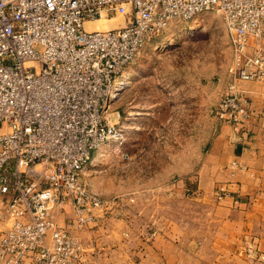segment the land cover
<instances>
[{
	"label": "built area",
	"instance_id": "built-area-1",
	"mask_svg": "<svg viewBox=\"0 0 264 264\" xmlns=\"http://www.w3.org/2000/svg\"><path fill=\"white\" fill-rule=\"evenodd\" d=\"M213 10L232 51L216 115L244 124L242 83L264 82V0H0V264L83 263L80 234L118 202L90 190L83 169L123 138L111 109L126 68L173 21Z\"/></svg>",
	"mask_w": 264,
	"mask_h": 264
},
{
	"label": "rangeland",
	"instance_id": "rangeland-1",
	"mask_svg": "<svg viewBox=\"0 0 264 264\" xmlns=\"http://www.w3.org/2000/svg\"><path fill=\"white\" fill-rule=\"evenodd\" d=\"M107 21L118 25L125 17ZM231 61L226 26L216 10L173 21L147 44L126 68L124 79L128 74L132 82L112 105L123 138L94 152L83 169L88 188L127 204L153 194L162 207L165 193L195 173L218 131L216 107ZM155 226L153 236L161 232Z\"/></svg>",
	"mask_w": 264,
	"mask_h": 264
},
{
	"label": "crops",
	"instance_id": "crops-1",
	"mask_svg": "<svg viewBox=\"0 0 264 264\" xmlns=\"http://www.w3.org/2000/svg\"><path fill=\"white\" fill-rule=\"evenodd\" d=\"M242 90L250 117L220 121L195 173L165 193L162 207L146 194L96 212L98 223L80 234L82 264H264V82ZM73 215L69 201L58 221Z\"/></svg>",
	"mask_w": 264,
	"mask_h": 264
},
{
	"label": "bare ground",
	"instance_id": "bare-ground-1",
	"mask_svg": "<svg viewBox=\"0 0 264 264\" xmlns=\"http://www.w3.org/2000/svg\"><path fill=\"white\" fill-rule=\"evenodd\" d=\"M107 20H109V19H100V20H97V21H95L93 23H96L95 27H97L98 29H105V28H109V26H107L108 25ZM99 23H100L101 26L99 25ZM128 76L129 75L127 74L125 79L119 84L121 90L125 89L129 84H131L132 81L130 80V77H128ZM103 147H104V145H102L99 148V152L102 151Z\"/></svg>",
	"mask_w": 264,
	"mask_h": 264
},
{
	"label": "trees",
	"instance_id": "trees-1",
	"mask_svg": "<svg viewBox=\"0 0 264 264\" xmlns=\"http://www.w3.org/2000/svg\"><path fill=\"white\" fill-rule=\"evenodd\" d=\"M157 37H158V36H157ZM155 38H156V37H155ZM155 38H154V39H155Z\"/></svg>",
	"mask_w": 264,
	"mask_h": 264
}]
</instances>
